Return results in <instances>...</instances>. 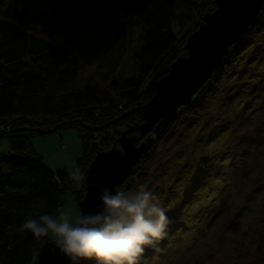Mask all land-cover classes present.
<instances>
[{"label": "trees", "instance_id": "16d2710c", "mask_svg": "<svg viewBox=\"0 0 264 264\" xmlns=\"http://www.w3.org/2000/svg\"><path fill=\"white\" fill-rule=\"evenodd\" d=\"M215 9L216 0H0V140L8 147L0 152V264L34 261L47 238L37 239L21 224L44 212L58 213L63 196L75 185L65 170L52 172L43 165L32 139L64 127L75 129L84 147L77 162L87 169L86 163L112 148L113 140L106 142L104 136L117 129L101 131L100 125L112 124L120 116L118 107L129 112L152 99L157 82L180 58L179 49ZM123 16L126 21L120 20ZM174 23L181 30L192 24L181 40ZM134 29L139 38L134 57L138 74L123 82L109 81L105 88L94 82L80 84V77L84 80L80 60L86 58L80 59L74 47L58 45L59 40L77 45L91 38L105 46L108 56L103 59L112 63V50L124 49ZM263 33L264 8L257 22L230 47L204 92L221 86L235 55L245 57L254 47L253 38ZM201 101V95L196 96L179 111L189 109L185 113L189 114L201 107ZM128 117L129 124L143 123L142 110ZM176 118L181 120L179 112ZM138 171L134 168L133 175ZM132 178L119 189L126 183L129 188ZM75 193L79 203L84 191L80 187Z\"/></svg>", "mask_w": 264, "mask_h": 264}, {"label": "rangeland", "instance_id": "374dc122", "mask_svg": "<svg viewBox=\"0 0 264 264\" xmlns=\"http://www.w3.org/2000/svg\"><path fill=\"white\" fill-rule=\"evenodd\" d=\"M191 26L190 23L181 30L174 23L176 38L181 40ZM137 32H130L124 49L112 50V63L103 59L108 56L105 46L91 42V38L77 44L78 49L62 40L58 45L74 47L80 59L86 58L80 60L84 78L80 77V84L94 82L105 88L109 81L123 82L138 74L134 58L139 48ZM253 39L254 47L245 57L235 55L221 86L204 92L206 83L195 94L201 95V107L189 114H185L189 109L179 111L193 102V96L189 104L178 107L180 121L175 118L159 129V120L134 145V151L145 145V152L135 162L134 168L139 171L130 176V187L126 183L122 189L143 185L154 192L171 221L168 234L155 247L146 248L140 264H264V33ZM90 45L91 50L86 49ZM179 55L189 56L186 45L179 49ZM152 81L151 77L148 82ZM157 84L155 95L146 104L131 107L129 112L120 106V116L112 124L100 125L101 131L117 129L104 136L106 142L113 140L112 147L130 127L136 126L129 124V115L142 110L145 123L144 109L157 96ZM64 129L32 139L41 162L52 172L65 170L68 161H79L84 156L77 131ZM115 133L117 137H112ZM150 137L156 141L148 147ZM7 149L1 139L0 152ZM94 159L86 163V171ZM79 189L74 185L63 196L59 211L81 213L75 193ZM46 238V242L53 241ZM40 249L31 264H37Z\"/></svg>", "mask_w": 264, "mask_h": 264}, {"label": "water", "instance_id": "95a60500", "mask_svg": "<svg viewBox=\"0 0 264 264\" xmlns=\"http://www.w3.org/2000/svg\"><path fill=\"white\" fill-rule=\"evenodd\" d=\"M216 3L217 10L207 14L199 29L187 40L189 56L178 58L171 65L169 74L157 84V96L144 109L145 123L130 127L128 132L115 141V145L123 144L126 154L121 156L115 150V145L98 154L86 171L89 183L106 185L109 189L122 186L132 175L137 159L145 152V145L137 148V151H134V145L159 120H162L158 127L160 129L176 118L178 107L189 104L192 97L213 77L224 58L229 55L230 47L237 44L257 22L264 8V0H216ZM134 132H139L140 135H132ZM153 137L146 141L148 147L156 141L152 140ZM81 188L84 191V198L79 202L81 213L98 210L99 190ZM37 264L70 262L55 248L52 241L41 247Z\"/></svg>", "mask_w": 264, "mask_h": 264}, {"label": "clouds", "instance_id": "9594fccd", "mask_svg": "<svg viewBox=\"0 0 264 264\" xmlns=\"http://www.w3.org/2000/svg\"><path fill=\"white\" fill-rule=\"evenodd\" d=\"M132 135H140L134 132ZM121 155L126 150L115 145ZM65 171L76 187L99 190L98 210L73 213L70 209L56 214L44 212L27 218L21 228L37 239L53 238L56 249L70 264L95 261V264H140L147 247H155L168 234L170 218L156 194L143 185L135 189H109L89 183L80 163L67 162Z\"/></svg>", "mask_w": 264, "mask_h": 264}, {"label": "bare ground", "instance_id": "6f19581e", "mask_svg": "<svg viewBox=\"0 0 264 264\" xmlns=\"http://www.w3.org/2000/svg\"><path fill=\"white\" fill-rule=\"evenodd\" d=\"M217 7H218V5H217ZM217 10V9H216ZM250 29V28H249ZM195 96V95H194ZM177 117V116H176ZM143 123H141V124H136V126H140V125H142ZM133 172H134V169H133ZM133 174V173H132ZM84 198V197H83ZM82 200V199H81ZM204 201V200H203ZM202 202V201H201ZM205 202V201H204ZM201 205V204H200Z\"/></svg>", "mask_w": 264, "mask_h": 264}]
</instances>
